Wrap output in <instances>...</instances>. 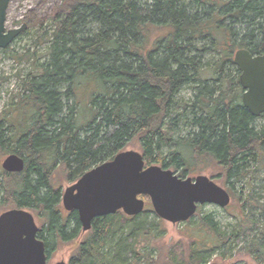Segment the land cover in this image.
Segmentation results:
<instances>
[{
  "label": "trees",
  "instance_id": "trees-1",
  "mask_svg": "<svg viewBox=\"0 0 264 264\" xmlns=\"http://www.w3.org/2000/svg\"><path fill=\"white\" fill-rule=\"evenodd\" d=\"M185 1L62 0L47 21L32 11L25 15L27 27L38 30L34 49L45 44L48 57L37 65L35 51L23 53L32 71L13 109L0 116V154L24 157L20 172L0 169V206L1 212L12 207L38 212V238L44 241L47 259L56 246L76 239L80 229L76 211L70 214V232L65 218L61 220L60 189L52 179L56 168L65 179L76 181L131 141L137 142L147 165L180 170L182 177L191 168L199 171L200 165L219 167L226 183L255 176L249 164L264 161V124L255 125L258 117L241 102L232 54L221 53L211 65L203 66L200 60L209 50L219 52L217 34L227 46L251 52L264 46L262 41L251 45V39L229 43L220 32L230 34L221 23L224 18L243 21L250 18L247 11L264 21V0ZM260 2L263 7L258 9ZM201 70L211 75L201 78ZM81 78L98 87L89 102L93 117L82 126L74 117ZM184 86L192 88L189 99L178 97ZM69 97L72 104L65 108L63 100ZM13 112L22 115L21 120L10 118ZM3 122L13 129L11 136L2 133ZM184 128L186 138L181 136ZM253 201L249 193L237 214L244 219L230 237L242 238L261 263L264 224L253 216L261 206ZM140 214L117 211L94 218L69 264H183L157 255L161 220L152 227L136 221ZM199 219L218 244L221 235L210 216ZM194 244L192 239L189 263L204 264L205 253L216 245Z\"/></svg>",
  "mask_w": 264,
  "mask_h": 264
},
{
  "label": "rangeland",
  "instance_id": "rangeland-1",
  "mask_svg": "<svg viewBox=\"0 0 264 264\" xmlns=\"http://www.w3.org/2000/svg\"><path fill=\"white\" fill-rule=\"evenodd\" d=\"M61 1L62 0H11L7 9L6 27L13 28L20 26L22 23L26 24L23 19L29 11H32L37 18L45 17L47 21L51 10L54 6L60 4ZM186 2L187 0L185 3ZM256 4L258 9L263 7V3L261 2ZM195 7L196 6H194V8ZM247 14L250 18L243 21H236L230 18H224L222 20L221 23L223 26L228 27L227 29L230 30V34H227L224 30L220 31L226 36L227 42L229 41L230 43V41H234L235 43H239V41L243 39H245V42L246 40L251 39L254 44H257L259 41L264 43V38H262L264 34V21H261V18L252 17V14L249 11H247ZM214 20H217L216 16H214ZM261 26L263 27L261 28ZM27 28L28 27H26V29ZM35 28L36 27L28 28L27 33L23 31L9 46L4 49H0V116L3 112L7 113L9 109H13L12 106H14L18 100L17 95L22 89L23 81L28 78L30 71H32L31 61L27 60L26 56H22L23 53L27 50L35 51L38 58L35 61L37 65L44 63L48 57L45 54V44L35 46L34 49V42L38 37V30ZM216 42H218L217 49L219 52L209 50L202 54L200 58L202 63L201 65L204 66L206 64H213L214 61L221 56V53L224 52L232 54L233 57V52L237 49L236 46L231 47L225 45V40H223V35L221 34H217ZM231 69H233V67ZM210 75V70L200 71L201 78ZM86 79L87 78H81V80H79L80 83L79 81L77 82L79 86L76 92L78 107L77 115L75 114L74 117L77 116V124L81 126L85 125V123L89 122L93 117V112L89 108V102L92 94L98 91L96 84L90 79ZM209 84H211V82H209ZM191 96L192 88L189 86H184L178 95L179 98L181 97L185 99H189ZM63 102L64 105H66L65 108H67L72 104V98H65ZM21 116L22 115H18L17 112H13L10 118L21 120ZM262 124H264V117H258L255 120V125L258 126ZM1 129L2 133L6 136L12 135L13 129L7 122L2 123ZM184 129L185 130L181 132V136L186 138L188 130H186V128ZM130 149L141 152L137 142L135 141L129 142V144L124 148V150ZM5 156L0 154V164ZM156 165L161 166L160 164ZM249 165L252 170L255 171V176L253 174H249L241 180L230 178L226 183L224 180V174L221 172L219 167L203 168V166L200 165L196 168L200 169L199 171L191 168L190 171L186 172L185 176L191 177H194L197 174L207 175L209 178L214 180V182L224 187L229 192L231 197L229 205L225 208H219L213 204H204L199 206L196 213L186 222L170 223L158 218L152 210L150 202L145 200V211L138 216L136 221L142 224H151V226L154 227L157 221L159 219L161 220V223L158 226L159 230L156 234L158 239L155 242L158 247L157 255L162 256V258H167L168 262L173 263L174 261H182L183 264H190L188 259V248L192 239H195V247H199V245L201 243L203 244V242L210 247H212L214 243V245H216L212 251L205 253L204 264H261L262 262H258L255 258L256 254L253 252L250 253L244 247L245 241L242 238L236 241L233 237H230V234L237 229L239 220L244 219L242 216H238L237 214L240 213V205L244 203V200L249 193L256 198V201H253V203L258 202L261 204V206L253 213V216L258 218L259 223L264 224V161L254 162ZM168 169H171L177 175L181 174L180 170H175L173 168ZM52 179L55 186L60 189L59 207L61 211V220L65 218L63 223L66 225V231L70 232L74 228L73 217L70 216L71 212L63 209L61 203V193L67 186L71 185L75 181L65 179L64 173L61 172L59 168H56L54 171ZM239 195L240 198L238 200ZM2 209L3 206H0V212ZM245 210L247 211L248 207H245ZM29 211L33 214L35 222L40 229L42 225L37 216L38 212L34 210ZM203 216H210L212 222L215 224L217 232L221 235L218 244H216L213 238L211 239V236H209L210 233H208L207 229L200 225L199 218ZM87 232L88 231L82 232L81 229H79L76 239L56 246L51 251L49 259H47V263L54 264L57 261L69 263L72 253L76 249L79 241H81Z\"/></svg>",
  "mask_w": 264,
  "mask_h": 264
},
{
  "label": "water",
  "instance_id": "water-1",
  "mask_svg": "<svg viewBox=\"0 0 264 264\" xmlns=\"http://www.w3.org/2000/svg\"><path fill=\"white\" fill-rule=\"evenodd\" d=\"M10 1L0 0V49L9 46L27 27L25 23L6 27ZM232 60L240 71L241 102L251 115L259 116L264 113V54L253 56L248 49L239 48ZM0 166L8 173L20 172L24 169V157L9 153ZM141 195L149 198L158 218L170 223L188 221L198 206L213 204L225 208L231 200L229 192L207 175L178 176L171 169L146 165L142 153L130 149L85 171L62 191L61 203L64 210L76 211L81 231L85 232L96 217L117 211L127 216L142 213L145 200ZM38 230L28 209L12 207L2 211L0 264H48L44 241L37 237Z\"/></svg>",
  "mask_w": 264,
  "mask_h": 264
},
{
  "label": "flooded vegetation",
  "instance_id": "flooded-vegetation-1",
  "mask_svg": "<svg viewBox=\"0 0 264 264\" xmlns=\"http://www.w3.org/2000/svg\"><path fill=\"white\" fill-rule=\"evenodd\" d=\"M252 42V41H251ZM251 45H255L254 43H252ZM237 49H239V48H237ZM236 49V50H237ZM235 50V51H236ZM249 50V49H248ZM234 51V52H235ZM250 51V50H249ZM234 52H233V54H234ZM250 53L253 55V56H255V55H261V54H264V46H259V50L257 51V52H251L250 51ZM233 58V57H232ZM233 61V60H232ZM234 67L237 69V71L239 72V74H240V71L238 70V68L236 67V65L234 64ZM239 74H238V76H239ZM238 80H239V77H238ZM241 87V86H240ZM241 91H242V88H241ZM241 95H242V92H241ZM264 115V113H261L259 116H261V117H264L263 116ZM259 116H256V117H259ZM76 217H77V219H78V215H77V213H76ZM79 221V220H78ZM80 224V223H79ZM80 229H81V225H80ZM37 237H38V232H37ZM46 253V252H45ZM47 257V256H46ZM69 264V263H68Z\"/></svg>",
  "mask_w": 264,
  "mask_h": 264
}]
</instances>
